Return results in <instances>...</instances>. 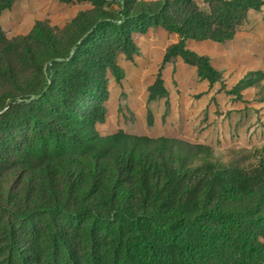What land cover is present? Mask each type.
<instances>
[{
	"label": "trees",
	"instance_id": "trees-1",
	"mask_svg": "<svg viewBox=\"0 0 264 264\" xmlns=\"http://www.w3.org/2000/svg\"><path fill=\"white\" fill-rule=\"evenodd\" d=\"M18 1L0 0V17ZM78 1L94 8L63 31L37 22L27 37L0 42V121L20 97L52 101L49 119L30 116L38 128L19 144L20 160L0 134V264H264L259 170L232 171L206 145L107 138L97 127L108 71L124 79L117 54H140L135 33H177L163 65L182 57L200 78L219 80L187 40L234 39L264 0H204L206 9L195 0ZM30 70L42 82L32 84Z\"/></svg>",
	"mask_w": 264,
	"mask_h": 264
},
{
	"label": "rangeland",
	"instance_id": "rangeland-1",
	"mask_svg": "<svg viewBox=\"0 0 264 264\" xmlns=\"http://www.w3.org/2000/svg\"><path fill=\"white\" fill-rule=\"evenodd\" d=\"M200 6L207 8L205 4ZM93 8L90 1L19 0L0 17V42L27 37L37 22L63 31L78 17V10ZM239 32L240 40L233 44L192 42L193 46L188 47L197 48L195 51L208 57L222 73L221 79L214 81L200 78L198 69L186 64L182 57L179 68L176 61L175 65H163L166 49L173 42L164 28L135 33L140 54L133 60L121 51L116 56L124 79L117 82L108 71L106 119L97 126L101 135L109 138L123 132L150 139H177L194 147L206 145L212 149V161L243 174L259 170L263 179L264 13H248ZM19 60L14 57L18 69L22 65ZM32 73L30 70L27 74L32 84L42 82ZM17 101L21 105L0 121V134L6 132L10 136L15 161L22 157L19 144L25 136H34L38 128L30 116L49 119L52 107V101L37 103L39 98L34 96ZM12 164L8 163V167Z\"/></svg>",
	"mask_w": 264,
	"mask_h": 264
},
{
	"label": "crops",
	"instance_id": "crops-1",
	"mask_svg": "<svg viewBox=\"0 0 264 264\" xmlns=\"http://www.w3.org/2000/svg\"><path fill=\"white\" fill-rule=\"evenodd\" d=\"M145 1H151V0H145ZM195 2L200 6V4H204V0H195ZM80 11H82V10H78V12H80ZM7 12V11H6ZM251 12H253V10L252 11H250L249 13H251ZM255 12H258V13H264V6H263V8L260 10V11H255ZM78 15H79V13H78ZM77 15V16H78ZM159 28H162V27H159ZM163 29V28H162ZM167 31V30H166ZM169 32V31H168ZM240 35H241V32H238L237 33V35H236V37L234 38V39H232V40H229V41H226V42H224V43H217V42H213V41H211V40H206V41H195V40H192V39H189V40H187V46L188 47H190V46H193V45H191V43L193 42V43H204V42H212L213 44H215V45H224V44H230V43H234L235 41H237L238 39L240 40ZM170 37H171V39H172V45L173 44H175V43H177L178 41H179V36H178V34L177 33H173V32H170ZM248 37V36H247ZM253 38H255V37H253ZM198 45V44H197ZM195 47V46H194ZM242 47H245V45H243ZM246 48V47H245ZM245 48H242V49H244L245 50ZM195 50H198L197 48L195 49ZM198 54H199V52H197ZM239 54H241V53H239L238 52V54L237 55H239ZM165 55V54H164ZM163 59H164V57H163ZM179 59H181L180 57H178L177 58V60H176V65H177V67L179 68ZM167 64H173V65H175V63H167ZM167 64H165V65H167ZM164 65V66H165Z\"/></svg>",
	"mask_w": 264,
	"mask_h": 264
}]
</instances>
